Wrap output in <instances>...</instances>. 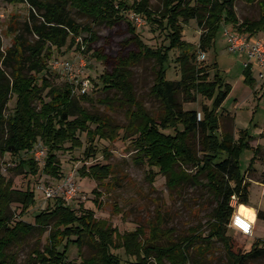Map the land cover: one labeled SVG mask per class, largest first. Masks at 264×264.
<instances>
[{
	"label": "trees",
	"instance_id": "1",
	"mask_svg": "<svg viewBox=\"0 0 264 264\" xmlns=\"http://www.w3.org/2000/svg\"><path fill=\"white\" fill-rule=\"evenodd\" d=\"M6 1L31 5L26 30L36 37L33 41L22 34L17 35L13 47L6 53L0 38V153L18 158L15 169L19 174L29 169L28 173L34 176L42 172L60 178L62 166L58 153L67 143H71L72 150L82 148L84 143L80 134H86L89 146L85 156L90 159L96 156L97 139H121L123 131L122 139L134 146L137 158L158 168L167 177L170 189L189 182L201 183L200 178H203L217 207L207 223L208 233L193 227L187 235L177 238L174 237L175 229H164L167 221L161 214L149 235L142 227L121 234L108 222L98 220L94 211L83 207L74 209L58 197L53 207L36 215L33 224L22 218L35 208L34 189L30 186L24 191L15 189L14 181L0 170V264H19V254L14 247L37 228L41 234L48 231L49 235L43 249L36 246L31 250L28 264H68L71 244L77 245L80 251L85 246L94 250L80 264H190L193 252L199 259L212 254L216 241L224 245L226 264H248L264 257V241L257 240L251 251L245 253L228 234L235 212L231 206L232 196L237 195L239 204L247 205L250 195L251 183L241 171V155L244 150L256 151L252 167L261 148L250 144L254 139L248 130H241L238 140L229 132L221 133L219 110L231 87L224 84L218 73L212 78L208 66L201 65L192 45L183 39L185 27L193 20L203 29L200 47L204 52L215 45L224 25L256 37L264 33V0H162V8L157 11L152 8L151 0H134L132 3L128 0ZM238 1L258 3L262 10L259 20L241 22L236 12ZM70 10L108 27L124 22L128 26L136 50L120 59L111 73L100 77L105 92L115 91L121 96L127 126L116 124L110 116L91 114L81 107L80 99L89 98L83 94L78 99L74 84L66 83L62 89H56L49 81L48 60L53 48L62 49L71 39L70 46L77 42L78 49L84 53L86 45L97 40L93 26L77 23ZM131 13L161 30L168 46H148L136 31ZM85 32L89 37L83 38ZM175 50L179 51L176 63L181 78L170 80V53ZM143 60L155 61L151 94L161 103L157 115H152L139 101L132 81V69ZM214 66L216 69V64ZM5 67L10 68V76ZM33 73H42L43 77L39 80ZM47 89L50 91L44 96ZM13 96L16 106L12 113H7V105ZM198 96L212 101L211 108L203 107L202 119H199L200 112L184 107L186 103L197 102ZM105 104L111 102L105 101ZM38 145L47 150L43 167L32 157ZM25 154L32 156L25 159ZM81 172L85 177L103 181L111 175L112 169L110 165L97 164L83 167ZM14 203L21 207L18 218L12 209ZM258 219L264 220V211L258 212ZM119 250H123L128 259L118 254Z\"/></svg>",
	"mask_w": 264,
	"mask_h": 264
},
{
	"label": "rangeland",
	"instance_id": "2",
	"mask_svg": "<svg viewBox=\"0 0 264 264\" xmlns=\"http://www.w3.org/2000/svg\"><path fill=\"white\" fill-rule=\"evenodd\" d=\"M133 1L128 0L129 3ZM151 5L154 10H160L162 0H151ZM31 11L29 3H9L6 0H0V38L5 53L13 47L19 34L33 41L36 38L26 30V24L30 23ZM236 12L242 22L245 19L259 20L262 10L258 3L248 4L238 1ZM69 13L82 26L92 25L97 34V40L86 45L84 53L78 49L77 42L70 46L71 39L68 40L66 47L53 48L48 60L49 74L47 76L50 83L56 89H62L66 83H74L76 96L80 99V95H83L80 85L82 82L89 81L90 90L86 93L89 100L80 99L81 107L91 114L110 116L116 124L127 126L126 108L120 104L121 96L115 91L105 92L100 79L102 75L111 73L120 59L136 50L132 44L127 24L124 22L115 27H108L104 23H95L94 19L81 15L76 10H70ZM136 31L142 36L143 41L152 48H160L169 44L161 30L144 21L136 26ZM202 34L203 29L195 20L185 27L183 39L192 45L197 54L202 51L200 47ZM86 37L89 35L85 32L83 38ZM258 37L264 39V33L261 32ZM206 53L207 59L201 65L208 66L212 78L215 73H218L224 84L231 87L229 96L219 110L221 133L229 132L238 140L240 131L248 130L249 135L254 139L250 144L253 147L260 145L261 153L257 156L252 167V159L256 156V151L244 150L240 161L241 171L246 173V180L251 183L247 206L253 207L258 212L264 211V81H260L258 78L254 65L245 66L248 58L228 50L222 29L216 38L215 45ZM178 56V50L170 53L171 61L168 71L170 80L181 78L180 67L176 63ZM82 59L87 63V67L84 69L80 66ZM55 61L71 63L73 71L71 73L55 71L53 68ZM215 64L216 69L214 68ZM5 69L10 76V68L5 67ZM248 69L250 72L247 71ZM132 70L134 72L132 81L139 101L152 115H157L161 103L151 94L155 82V61L143 60ZM32 75L39 80L43 77L42 73H33ZM49 91L50 89H47L44 96ZM105 101H110L111 104H105ZM15 106L16 97L13 96L7 105V113H12ZM204 106L211 108L212 101L201 96H198L197 102L184 105L186 110L200 112L199 119H202ZM123 135L122 131L121 139L114 141L97 139L96 156L86 159L85 151L89 142H87L86 134H80L84 143L82 148L72 150L71 143H67L65 149L58 153L62 166L60 178L42 172L34 176L28 173L29 169L19 174L15 169L18 165V158L10 155L2 156L0 153L1 173L9 180L14 181L15 189L24 191L30 186L35 191V208L31 214L22 219L34 224L37 214L48 207H53L56 203V199L47 200L41 189L56 187L63 180L72 177L79 187V194L69 206L77 210L83 207L94 211L98 220L108 222L121 234L142 227L149 235L158 214L163 215L167 221L164 229H175L174 237L176 238L187 235L189 229L193 227H199L208 233L207 223L215 212L217 202L204 186L205 180L200 178L201 183L189 182L174 190L170 189L167 185V177L161 174L158 168H152L146 162L140 161L134 146L130 141L123 140ZM31 156L25 154L23 157L28 159ZM97 164L110 165L112 169L111 175L103 181L85 177L81 172L83 167L89 168ZM12 209L18 218L21 213L20 205L14 203ZM41 233L42 231L37 228L24 241L14 247V250L19 254V264L29 263L30 253L34 247L44 248L49 232ZM228 234L234 237L245 253L250 252L252 245L257 240L264 241V220L257 221L252 237H247L234 229H229ZM93 252L94 250L90 246H85L80 251L77 245L71 244L68 251V264H80ZM117 253L124 259H128L123 250H119ZM191 257L190 264H195L194 262L226 264L227 260L224 245L220 241L213 244L212 254L203 259H199L195 252ZM248 264H264V257Z\"/></svg>",
	"mask_w": 264,
	"mask_h": 264
},
{
	"label": "built area",
	"instance_id": "3",
	"mask_svg": "<svg viewBox=\"0 0 264 264\" xmlns=\"http://www.w3.org/2000/svg\"><path fill=\"white\" fill-rule=\"evenodd\" d=\"M130 17L136 25H140L145 22V20L137 15L136 13H131ZM222 35L224 41L227 44V48L230 52L239 54L240 56H244L248 58V62L245 64L246 67H250L254 65L258 74V78L260 81H264V39L259 37H251L249 34L241 33L234 29L229 25H224L222 28ZM80 42V39L78 40ZM85 50V47L82 48ZM207 59V53L204 51H200L198 53V61L204 62ZM80 66L82 69L87 67V63L84 59H82ZM53 68L55 71H63L71 73L73 71V65L69 62H59L55 61L53 63ZM74 84V83H71ZM80 89L82 94H86L90 90V82H82L80 85ZM47 150L43 147V145H38L33 152V158L38 162V164L43 167L46 161ZM47 200L60 198L62 199L66 205H70L71 202L77 199L79 194V187L72 177L63 180L56 187H48L41 189ZM231 206L235 209L232 220L229 224V229H234L241 234L252 237L254 236L255 231V223H253L250 219L245 216H241V219L248 226V230L244 231L239 227L234 225V219L237 215L240 214L238 211L239 197L237 195H233L231 198Z\"/></svg>",
	"mask_w": 264,
	"mask_h": 264
},
{
	"label": "clouds",
	"instance_id": "4",
	"mask_svg": "<svg viewBox=\"0 0 264 264\" xmlns=\"http://www.w3.org/2000/svg\"><path fill=\"white\" fill-rule=\"evenodd\" d=\"M240 214L237 215L234 219V225L239 227L240 229L247 231L248 230V226L247 224L244 222V220L241 219V216H245L248 215V210L245 209L243 206H241L240 208Z\"/></svg>",
	"mask_w": 264,
	"mask_h": 264
},
{
	"label": "bare ground",
	"instance_id": "5",
	"mask_svg": "<svg viewBox=\"0 0 264 264\" xmlns=\"http://www.w3.org/2000/svg\"><path fill=\"white\" fill-rule=\"evenodd\" d=\"M241 206H243L245 209L248 210V215H245V217H247L248 219H250L253 223H257V219H256V212L255 210L250 207V206H247V205H243L241 204L239 207H238V211L240 210ZM240 212V211H239Z\"/></svg>",
	"mask_w": 264,
	"mask_h": 264
},
{
	"label": "crops",
	"instance_id": "6",
	"mask_svg": "<svg viewBox=\"0 0 264 264\" xmlns=\"http://www.w3.org/2000/svg\"><path fill=\"white\" fill-rule=\"evenodd\" d=\"M258 37V36H257ZM258 146H260V145H258ZM241 205V204H240ZM253 208V207H252ZM255 212H256V219H257V221L259 220L258 219V211L257 210H255ZM256 224V223H255Z\"/></svg>",
	"mask_w": 264,
	"mask_h": 264
}]
</instances>
